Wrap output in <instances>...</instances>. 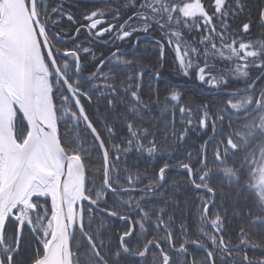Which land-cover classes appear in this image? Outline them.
Returning <instances> with one entry per match:
<instances>
[{
    "label": "snow or ice",
    "instance_id": "6c2138e0",
    "mask_svg": "<svg viewBox=\"0 0 264 264\" xmlns=\"http://www.w3.org/2000/svg\"><path fill=\"white\" fill-rule=\"evenodd\" d=\"M0 264H264V0H0Z\"/></svg>",
    "mask_w": 264,
    "mask_h": 264
},
{
    "label": "trees",
    "instance_id": "16d2710c",
    "mask_svg": "<svg viewBox=\"0 0 264 264\" xmlns=\"http://www.w3.org/2000/svg\"><path fill=\"white\" fill-rule=\"evenodd\" d=\"M141 54L144 55L146 58L150 57V55H151L150 52H142ZM165 76L167 77V70L165 72ZM188 87H190V85H188Z\"/></svg>",
    "mask_w": 264,
    "mask_h": 264
},
{
    "label": "rangeland",
    "instance_id": "374dc122",
    "mask_svg": "<svg viewBox=\"0 0 264 264\" xmlns=\"http://www.w3.org/2000/svg\"><path fill=\"white\" fill-rule=\"evenodd\" d=\"M190 85V84H189ZM191 86V85H190Z\"/></svg>",
    "mask_w": 264,
    "mask_h": 264
}]
</instances>
